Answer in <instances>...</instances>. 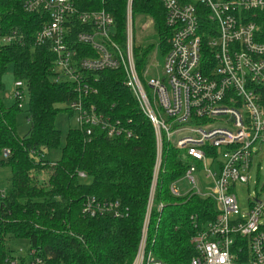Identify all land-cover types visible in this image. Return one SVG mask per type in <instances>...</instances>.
Wrapping results in <instances>:
<instances>
[{"label": "built area", "instance_id": "obj_1", "mask_svg": "<svg viewBox=\"0 0 264 264\" xmlns=\"http://www.w3.org/2000/svg\"><path fill=\"white\" fill-rule=\"evenodd\" d=\"M165 24L171 31L161 76L141 79L133 57V25L128 0L125 43L113 40L114 20L104 10L80 12L72 0H23L26 13H42L47 21L34 34V46H48L57 81L73 86L75 98L66 108L86 140L95 130L107 139L134 138L130 120L113 118L85 99L95 95V78L84 74L122 70L140 112L149 121L155 140V156L146 212L135 259L131 264H165L147 250L150 214L163 166L164 144L179 150L187 169L179 180L191 188L176 197L211 198L216 216L191 239L196 256L188 264H264V202L248 198L240 210L234 188L249 185L258 146L264 144V42L257 41L258 25L251 20L264 12V0H159ZM206 20L204 25L202 22ZM203 23V24H202ZM81 29L80 31H77ZM17 29L0 33V48L24 44ZM77 47L87 49L80 53ZM25 84L14 83L5 99L25 100ZM4 158L9 151L3 150ZM197 173L210 181L202 188ZM85 178L83 173L78 174ZM1 197L4 194L0 193ZM162 204L157 206L160 211ZM84 218L127 216L118 202L87 197L81 207ZM28 264H44L35 250H28ZM3 264H20L11 254Z\"/></svg>", "mask_w": 264, "mask_h": 264}, {"label": "trees", "instance_id": "obj_2", "mask_svg": "<svg viewBox=\"0 0 264 264\" xmlns=\"http://www.w3.org/2000/svg\"><path fill=\"white\" fill-rule=\"evenodd\" d=\"M72 1L80 12L109 13L114 20L113 40L124 47L128 0ZM131 1L132 18L152 20L156 37V42L145 47H133L136 70L141 75L156 43L160 54L167 53L171 31L159 0ZM22 3L0 0V33L17 29L25 39L23 45L0 48V153L9 151L0 166L10 169L11 186L7 195L0 196V264L13 254L7 249L9 239L27 241L44 264H131L140 241L154 164L152 127L132 92L123 85L122 70L102 71L84 74L87 80L95 78L97 90L85 102L98 103L113 118L130 120L134 138L110 140L95 130L92 140L87 141L85 131L77 127L69 128L63 138L56 121L61 113L73 118L65 107L75 98L73 86L57 81L49 47L34 46V34L46 17L40 12L26 13ZM251 20L259 27L257 41L264 42V12L255 13ZM77 50L87 54L83 47ZM9 67L13 79L25 84L28 95L25 117L29 129L23 136L17 133V117L22 112L19 103L8 107L3 96V76ZM57 150L60 156L51 162L47 156ZM186 163L179 150L164 144L147 250L165 264H188L196 256L192 237L216 216L211 198L171 194L170 185L182 177ZM87 197L118 202L122 210L127 209V216L84 218L81 207ZM159 204L163 206L160 211Z\"/></svg>", "mask_w": 264, "mask_h": 264}, {"label": "rangeland", "instance_id": "obj_3", "mask_svg": "<svg viewBox=\"0 0 264 264\" xmlns=\"http://www.w3.org/2000/svg\"><path fill=\"white\" fill-rule=\"evenodd\" d=\"M131 1V0H130ZM132 2V1H131ZM131 2H130V11H131ZM128 1L126 4V10H127ZM125 29L127 24V16H125ZM131 21L133 25V33H134V39L133 44L136 46H142L145 47L146 45H149L151 43L156 42L155 34L153 32V23L150 19H145L144 17L136 16L134 19L131 15ZM170 39V38H169ZM168 39V40H169ZM169 45V41H168ZM160 48H158V45L156 43L154 49L149 53L148 59L145 62V66L143 70L141 71V79L146 80L148 78H155L161 76V68L163 65V59L165 54H160ZM16 81L13 79L12 76V68L9 67L5 75L3 76V96L4 95H11L14 89V83ZM15 101L13 99H6L5 105L8 107H11L14 105ZM95 103V102H94ZM93 104V103H92ZM94 106H98L99 104L95 103ZM20 114L17 117V125H18V135L23 136L26 134V132L29 129V125L26 121L25 112L28 108V95L25 94V100L21 105ZM60 107V106H59ZM66 107V105H65ZM97 108V109H98ZM103 113L101 108H99ZM113 116V115H112ZM56 127L59 129L62 134L63 138L67 133V130L69 128L75 127V123L72 120L68 119V116L64 113H61L56 121ZM60 156V150L50 152V154L47 156L48 159L51 162L56 161ZM4 158L3 154L0 153V160ZM196 176L199 178L200 183L202 185V188L206 189L207 187H210V181L206 180L204 178V175L202 173H197ZM10 169L6 166L1 167L0 166V193L7 195L10 190ZM191 184L188 182V180L183 179L176 182V188L180 191L181 194H184L191 188ZM234 193L236 195L238 205L240 210H246L247 209V200L248 198L257 197V199L260 202H264V144H261L258 146L257 149V157L254 159L253 166L250 172V182L248 186L244 185H236L234 188ZM206 228V227H205ZM204 228V229H205ZM7 249L10 251H13L14 254L22 255L23 257H26L27 263L30 262V257L28 256V242L25 240H14L9 239L6 240Z\"/></svg>", "mask_w": 264, "mask_h": 264}, {"label": "crops", "instance_id": "obj_4", "mask_svg": "<svg viewBox=\"0 0 264 264\" xmlns=\"http://www.w3.org/2000/svg\"><path fill=\"white\" fill-rule=\"evenodd\" d=\"M3 157H4V156H3ZM256 157H257V156H256ZM256 157H255V158H256ZM255 158H254V159H255ZM253 162H254V161H253ZM252 166H253V165H252ZM250 172H251V171H250ZM249 182H250V175H249ZM13 254H14V253H13ZM20 260L23 262V264H28V263H27V260H26V257H23L22 255H20Z\"/></svg>", "mask_w": 264, "mask_h": 264}]
</instances>
